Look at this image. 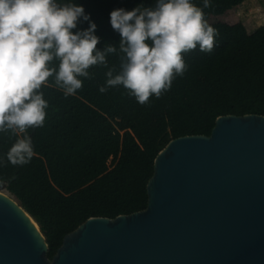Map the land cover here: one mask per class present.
I'll list each match as a JSON object with an SVG mask.
<instances>
[{
  "label": "trees",
  "instance_id": "obj_1",
  "mask_svg": "<svg viewBox=\"0 0 264 264\" xmlns=\"http://www.w3.org/2000/svg\"><path fill=\"white\" fill-rule=\"evenodd\" d=\"M244 0H193L218 34L211 52L199 46L184 55L187 71L170 90L141 105L123 86L105 85L107 68L93 66L92 78L65 98L54 86L42 89L48 101L42 128L29 129L35 156L30 163L0 164V189H5L34 218L46 237L53 259L64 237L88 218H115L148 205L147 184L158 153L180 136L210 135L221 115H264V25L248 31L242 22L213 19ZM84 7L97 25V48L117 47L107 57L119 71L120 34L110 13L118 8L150 7L155 0H59ZM81 21L77 29H87ZM51 85V81H50ZM16 137L0 133V158Z\"/></svg>",
  "mask_w": 264,
  "mask_h": 264
},
{
  "label": "water",
  "instance_id": "obj_2",
  "mask_svg": "<svg viewBox=\"0 0 264 264\" xmlns=\"http://www.w3.org/2000/svg\"><path fill=\"white\" fill-rule=\"evenodd\" d=\"M147 193L143 210L88 218L50 259L38 223L0 189V264H264V115L172 139Z\"/></svg>",
  "mask_w": 264,
  "mask_h": 264
},
{
  "label": "clouds",
  "instance_id": "obj_3",
  "mask_svg": "<svg viewBox=\"0 0 264 264\" xmlns=\"http://www.w3.org/2000/svg\"><path fill=\"white\" fill-rule=\"evenodd\" d=\"M203 7H211L203 0ZM87 29L74 31L81 21ZM110 23L120 34L119 71L107 57L117 47L97 48V25L82 5L59 0H0V133L16 137L5 160L23 166L35 156L29 129L45 125L49 107L42 89L54 86L65 98L83 87L81 78H92L93 66L107 68L101 93L123 86L141 104L160 98L183 76L184 55L197 46L211 52L218 34L193 0H155L128 11L110 13ZM51 81V85H50Z\"/></svg>",
  "mask_w": 264,
  "mask_h": 264
},
{
  "label": "rangeland",
  "instance_id": "obj_4",
  "mask_svg": "<svg viewBox=\"0 0 264 264\" xmlns=\"http://www.w3.org/2000/svg\"><path fill=\"white\" fill-rule=\"evenodd\" d=\"M213 19L228 23L242 22L248 31H254L258 26L264 25V0H244L235 8Z\"/></svg>",
  "mask_w": 264,
  "mask_h": 264
}]
</instances>
